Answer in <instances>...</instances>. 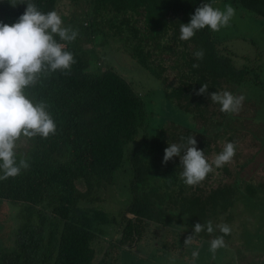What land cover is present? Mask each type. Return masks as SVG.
Returning a JSON list of instances; mask_svg holds the SVG:
<instances>
[{
  "label": "trees",
  "instance_id": "16d2710c",
  "mask_svg": "<svg viewBox=\"0 0 264 264\" xmlns=\"http://www.w3.org/2000/svg\"><path fill=\"white\" fill-rule=\"evenodd\" d=\"M62 1L69 7L60 13ZM32 2L41 12H58L64 26L78 30L71 43L56 37L66 44L76 63L70 73L57 71L29 89L34 100L49 105L57 131L47 139L37 136L22 144L17 159L26 158L30 167L15 178L0 181V209L8 201L15 208L13 218L17 223L5 238L7 244L0 242V264H116L117 251H132V245L141 240L173 252L171 234L165 230L188 237L195 235L197 223L206 225L208 221H212L214 232L208 234L205 228L195 236V242L210 243L223 235L216 225L230 226L243 219L239 224L243 234L264 245V209L259 210L255 201L264 182L240 177L248 162H243L237 173L225 165L221 172L231 175L232 181L217 180L215 186L210 179L221 168L213 165L214 171L200 185L187 186L180 178V157L163 163L169 143H186L190 136H195L197 148L206 158L210 151L216 156L225 143L234 140L233 134L246 118L237 120L252 117L246 113V98L245 112L231 117L220 111L219 104V110L211 109L210 95L195 94L203 84L208 85L209 94L229 91L243 95L247 92L241 85L246 83V91L252 86L264 87L260 66L235 64L232 56L236 53L221 45L222 40L209 28L197 31L189 41L180 39V25L190 22L196 8L202 4L214 6L215 0ZM11 3L0 0V22L9 25L17 22L27 7H13ZM233 3L259 18V23L252 19L253 26H262L264 0ZM96 36L99 46L124 45L139 67L160 80L168 107L188 116L189 122L166 117L151 133L150 121L157 113L149 109L145 92L136 90L112 66L92 64L103 59L94 44ZM86 42L92 46H86ZM199 49L204 50L202 61L193 55ZM170 54L178 72L177 82L164 75L170 66L164 56ZM194 64L199 67L193 68ZM257 118L263 122L259 127L263 131L264 115L257 114ZM253 137L260 140L262 136ZM214 142L219 144L215 146ZM116 174L121 178L120 190L126 193L125 205L118 212L104 209L108 206L102 203L104 192L116 183ZM241 197L245 202H239ZM251 218L263 225L249 224ZM164 234V242L158 243ZM0 237L5 234L1 232ZM193 247L199 254L201 246Z\"/></svg>",
  "mask_w": 264,
  "mask_h": 264
},
{
  "label": "clouds",
  "instance_id": "9594fccd",
  "mask_svg": "<svg viewBox=\"0 0 264 264\" xmlns=\"http://www.w3.org/2000/svg\"><path fill=\"white\" fill-rule=\"evenodd\" d=\"M12 6L26 4V10L18 21L9 25L0 22V181L19 176L22 170L30 167L24 157L17 159L18 150L27 141L39 136L47 139L57 131L56 123L50 114L49 105L44 101H36L29 93L43 78L60 71L68 74L76 63L66 44L76 40L78 30L66 27L56 11L41 12L32 0H12ZM235 16L232 5H225L224 10L214 8L211 4H202L196 8L188 24L180 25V39L191 40L197 31L209 28L219 32L230 26ZM197 60H203L204 50L193 53ZM194 64L193 68H198ZM196 95H210L213 103L219 104L220 111L226 114H238L245 100L244 95H234L229 91L208 93V85L203 84ZM183 141L184 138L181 137ZM236 144L227 142L222 151L209 163L204 151L198 150L195 136L187 138L186 143H169L165 149L163 163L167 164L174 157H180L183 171L180 178L187 186L200 185L215 169L223 168L233 162L236 155ZM214 165V167H213ZM206 231L214 232L212 221L206 225L197 223L195 235L185 240L191 245L195 236ZM223 234L211 240L210 252L213 254L226 247L224 236L231 234L227 224L216 225ZM198 252L193 251L195 260Z\"/></svg>",
  "mask_w": 264,
  "mask_h": 264
},
{
  "label": "rangeland",
  "instance_id": "374dc122",
  "mask_svg": "<svg viewBox=\"0 0 264 264\" xmlns=\"http://www.w3.org/2000/svg\"><path fill=\"white\" fill-rule=\"evenodd\" d=\"M228 4L232 5L235 9V16L230 21V26L222 28L219 32H215V35L218 39L222 40L221 45H226L228 49L236 53V55L232 56L235 64L238 66L243 63H247L248 66H257L258 64L261 68L260 78L264 83V21H261L262 26L259 28L253 26L251 24L252 19H256V23H259V18L255 14L250 13L247 9L234 5L233 0H215L213 7L223 11L225 5ZM68 7V4L62 1L59 12H66ZM99 42L100 40L98 36H96L94 38V44L99 46L97 45ZM86 46L90 47L92 44L86 42ZM93 47L95 46L93 45ZM111 48L106 44L99 46V52L100 55L103 56V59L96 60L92 62V64L94 66H102L103 68L107 67V65L112 66L121 76L127 79L136 90L145 92V97L149 102V109L154 108L153 111L157 113L154 117L155 119H151L150 121L149 131L151 133H154L163 118L166 117L179 120L181 123L189 122L188 116L180 114L177 110L168 107L163 92L159 88L161 87L160 80L154 78L139 67L135 59L129 55L128 51H125L124 45L122 46L121 44L120 47L113 46ZM242 55L248 57V59L243 58ZM164 58L167 59L170 65L164 71V75L168 80L176 81L178 72L176 68L173 67V55L170 54L164 56ZM244 86L247 88L249 86L247 83L244 85L242 84L241 89L244 90L243 92H247L243 94L249 104L247 109L248 112L246 113L249 115L252 114V117L242 116L237 120L238 122H242V118H246L243 123H241L242 126L237 127L239 128L237 133L233 134L234 140L230 141L237 146L236 155L233 162L226 166L231 172L237 173L240 170L241 164L243 162H248L239 172L240 177L243 178L244 181L249 180L250 182L252 180L253 182H264V146H260V143L264 141V130L262 131L259 129V127L263 126V122L257 118V114L259 116L264 115V87L252 86L251 90L246 91ZM235 95L239 96L240 94L236 93ZM255 97H257L258 100L255 99ZM254 107L255 112L252 113ZM210 108L219 110V105L212 103L210 104ZM243 112H245L244 106L238 114ZM228 115L231 117V114ZM199 125H202V122H200ZM253 135H257L258 138L262 137L259 140L254 138ZM213 144L217 146L219 143L214 142ZM218 154L219 153H216V155ZM214 158L215 155L210 151L207 155L209 163L214 161ZM219 171V173H215L212 179H210V182L213 181L212 186L216 185L217 180L221 182L232 181L231 175L227 176L221 172L222 168ZM115 182L113 189L110 187L104 192L103 196L105 199L102 203L108 206V208L103 206L104 209L118 212L119 209L125 205L126 193L124 190H120L121 178L118 174H116ZM262 190L264 189L257 190L258 192L255 198L259 210L264 209V191ZM241 199L242 201L239 202H245L242 197ZM242 211L247 212L244 207ZM13 215H15V208H13L8 201L3 202L0 209V224L2 226L0 233L3 232L5 234V237H0V242H2L3 245L8 242V240L5 239L8 236V232H12L17 225ZM244 218L247 220L249 217ZM241 222H243V219L231 223V236H224L226 247L218 249L215 254L210 252V243H204L207 241L200 242L199 240L198 242L194 241L191 245H185V243H182L185 242L187 238L184 233L181 237H178L174 231L170 233L168 230H165L167 232L166 234H171V238L169 237V239L173 241V250H171L173 252H165L162 247L155 245V242H153V244L149 240H141L131 247L135 254L125 249H121L120 253L117 251L115 256L116 259H118V263L116 264H236L238 262L240 264H264V245L260 243V241L258 242L255 237H247L246 234H243L244 229L239 226ZM248 223L263 225L256 218H251ZM180 225L184 226V224ZM166 234L161 235L157 242H164ZM172 236H174V238ZM106 243H108L107 240ZM152 244L154 245L153 249ZM197 244L201 247L198 257L194 260L191 249L194 251L195 249H193V246ZM253 257H256V259L261 262H257V260L253 261Z\"/></svg>",
  "mask_w": 264,
  "mask_h": 264
}]
</instances>
